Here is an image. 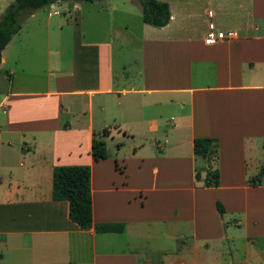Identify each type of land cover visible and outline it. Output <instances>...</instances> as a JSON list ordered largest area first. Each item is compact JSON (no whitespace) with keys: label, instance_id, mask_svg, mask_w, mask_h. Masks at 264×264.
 <instances>
[{"label":"crops","instance_id":"1","mask_svg":"<svg viewBox=\"0 0 264 264\" xmlns=\"http://www.w3.org/2000/svg\"><path fill=\"white\" fill-rule=\"evenodd\" d=\"M94 1L22 12L1 50L0 264H264V173L247 183L264 163V0H160L161 27L141 21L137 0ZM132 11L138 67L116 73L112 29L85 38L82 25L127 31ZM209 23L233 38L204 43ZM92 137L106 158H91ZM194 137L216 139L209 165ZM56 165L89 167L90 228L51 200ZM207 166L216 186L202 183Z\"/></svg>","mask_w":264,"mask_h":264},{"label":"trees","instance_id":"2","mask_svg":"<svg viewBox=\"0 0 264 264\" xmlns=\"http://www.w3.org/2000/svg\"><path fill=\"white\" fill-rule=\"evenodd\" d=\"M58 1L92 2L94 0H11L0 13V55L1 50L20 28L18 17L22 12H30ZM141 7V21L154 27L164 26L169 19L167 3L160 0H137ZM107 130H101V135H106ZM264 147V141L262 143ZM191 150L193 155L203 159L208 165L217 155V141L214 137H194ZM89 154L93 160L107 157L105 143L102 139L92 137L90 140ZM205 168L202 179L204 186L218 184V170ZM264 173V163L256 175L251 176L247 183L258 184L260 176ZM194 178L200 179L199 171L195 169ZM51 200H65L67 202V216L70 221L80 229L92 226L91 200L89 190V167L87 165H56L51 172ZM219 213L222 208L218 202L215 204ZM121 223H96L93 228L96 232H121Z\"/></svg>","mask_w":264,"mask_h":264},{"label":"rangeland","instance_id":"3","mask_svg":"<svg viewBox=\"0 0 264 264\" xmlns=\"http://www.w3.org/2000/svg\"><path fill=\"white\" fill-rule=\"evenodd\" d=\"M115 1H118V0H115ZM65 3H66V1H61V5L58 6V4H55L54 8H58V10H59L62 6L65 5ZM93 3H94L93 5H94V8H95L96 4L98 2L94 1ZM86 5H89V4H86ZM92 7H91V9H92ZM66 13H67V11L65 12V14ZM115 13H113V14H115ZM140 14H141V12H140ZM131 15H132L131 18L128 19V30L127 31H124L123 27H121V26L119 27V25L121 23H118L119 25H117V23H116L115 27H109V28L108 27H103L102 23H99L98 25H88V23H85V25H82V27H83V29L85 31V33H84L85 38L90 36V34H92V33H94V35H97L99 32H103V34H105L108 31H111V29H112L113 35H115V37H116V39L114 41V36H112L113 44H114V47H113V68H114V71L116 73L120 69L119 62L125 63L124 64L125 68H127L129 70H133V69H136V67H138L136 65V63L134 64V62H136L134 59L138 58V54H137V50H136L137 47L135 46V44H133L134 43L133 40L136 38L135 36H138L141 24H140V17L139 16L134 17L135 13L133 11H132ZM138 15H139V13H138ZM58 16H60V15H58ZM66 18H68V16ZM18 20H19V18H18ZM35 29H36V31H38L37 26L35 27ZM121 34H122L123 38L126 39L125 41H127V42L124 43V44L118 45V43L120 41V39H118V37H120ZM120 48L122 50H121V52H118V49H120ZM36 72H38L40 75H44L45 72H44L43 65L40 68H38L36 70ZM112 143L113 142H108L107 141L108 153L113 158V156L115 154L113 155ZM129 149H130V147L123 146L118 151V154H117V157L119 159H123L124 160L122 165L126 164V167L131 166L132 163L135 161V160H130V158H134V157L130 154V150ZM147 152H149L148 148H143L140 153L142 154V156H146V154H149ZM156 154L159 155L161 153L157 152ZM166 154L169 155L170 153H166ZM119 165H121V164H119Z\"/></svg>","mask_w":264,"mask_h":264},{"label":"built area","instance_id":"4","mask_svg":"<svg viewBox=\"0 0 264 264\" xmlns=\"http://www.w3.org/2000/svg\"><path fill=\"white\" fill-rule=\"evenodd\" d=\"M234 33L231 30H218L211 23L207 25V28L203 35V41L206 44H213L218 41H225L233 38Z\"/></svg>","mask_w":264,"mask_h":264}]
</instances>
